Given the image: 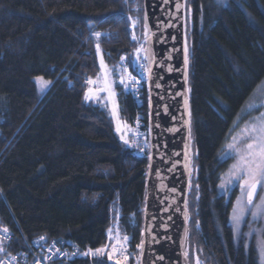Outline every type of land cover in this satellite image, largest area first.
I'll use <instances>...</instances> for the list:
<instances>
[{"label": "trees", "instance_id": "obj_1", "mask_svg": "<svg viewBox=\"0 0 264 264\" xmlns=\"http://www.w3.org/2000/svg\"><path fill=\"white\" fill-rule=\"evenodd\" d=\"M129 17L138 21L136 40ZM185 22L194 144L188 264H259L253 245L234 244L230 216L239 184L219 185L235 159L226 147L232 121L264 79V0H185ZM141 39L142 0H0V225L14 238L45 235L86 251L110 242L116 223L129 237L128 263L138 264L149 150L146 83L142 105L115 85L129 142L136 113L145 117L143 152L120 142L118 116L108 106L83 97L84 79H96L101 58L113 73L138 76V63L146 68L143 52L135 60ZM37 76L51 81L43 92ZM256 193L258 202L264 187ZM250 218L247 212L241 225ZM82 261L112 264L106 255Z\"/></svg>", "mask_w": 264, "mask_h": 264}, {"label": "water", "instance_id": "obj_2", "mask_svg": "<svg viewBox=\"0 0 264 264\" xmlns=\"http://www.w3.org/2000/svg\"><path fill=\"white\" fill-rule=\"evenodd\" d=\"M145 22L150 33L144 40L146 68H151L145 78L149 150L138 264H188L192 150L185 0H142L143 38Z\"/></svg>", "mask_w": 264, "mask_h": 264}, {"label": "snow or ice", "instance_id": "obj_3", "mask_svg": "<svg viewBox=\"0 0 264 264\" xmlns=\"http://www.w3.org/2000/svg\"><path fill=\"white\" fill-rule=\"evenodd\" d=\"M182 7V5L177 4V9ZM131 23L133 27L138 23L137 20L132 19ZM93 36L101 37L103 34L100 32H93ZM133 40H136L135 32H133L132 36ZM150 39V33L148 29V25L145 22L144 24V40L147 41ZM96 51L99 54L101 52L100 44H96ZM136 53L139 54L141 52H145L144 59L148 60L149 56L147 54V50L143 47L137 48ZM185 57H184V71L185 76L187 75V65H188V50L187 46L184 49ZM121 61L125 60L126 57H120ZM139 59V55L137 56ZM100 67L101 72L97 75L96 79L92 77H88L85 81L88 85H98L102 84V87L92 88L89 87L84 92V100L85 102L88 101H98V97L100 93H106V101L102 103H109L113 107V116L117 115L118 111V103L115 100L117 93L114 91L113 85L115 81H111L109 79L113 69H109L108 66L105 64L104 60L101 58L100 60ZM140 67L144 68V65H140ZM171 70V69H170ZM124 73H127V69L122 70ZM144 71L149 74L151 77V68H144ZM39 89L41 92L51 83L49 80H45L42 76L35 77ZM138 83L136 77L132 76L130 73L127 75H121L119 79V84L124 85L125 89L129 88L130 86L135 88L136 84ZM159 86V85H157ZM257 95H264V89H257ZM99 102V101H98ZM187 103V101H185ZM258 108H264V101H260L257 99L256 95L252 97L249 103L242 109V114H247L251 110H257ZM187 123V121H186ZM119 127L117 131H119ZM124 140V143L129 147H136V143L133 141L129 144V141L121 137ZM227 149L229 150L230 154L234 156V163L229 166V169L221 174V183L219 185L221 190L226 189L229 185L234 183H238L241 189V195L237 197V200L233 206L232 214L230 216L231 222L234 226V231H238L242 220L245 217L247 212H251V216L253 219H258L264 217V197H261L260 200L257 202L254 200V195L257 190L261 187H264V112H259L257 116L252 117L249 121L245 123L243 128L241 129L240 133L232 137L230 143L226 145ZM141 152L144 151L143 148L140 149ZM221 155H224L223 153ZM151 160V156H149ZM187 160V154L185 156ZM185 167H188L186 164ZM246 193V199H245ZM187 218V217H186ZM109 240L112 245V251L108 252L107 246L97 248V249H87L83 253L74 252L71 253L72 256L82 255L85 257H103L105 253L108 254V259L112 260L114 256L121 255L122 250L126 253V249H124V244H126L129 240V237L125 235L123 239V243L121 242V238L119 237V232L117 231V235L115 240L112 238V230L109 229ZM3 232L7 234L9 229L5 226L3 227ZM251 232V228H250ZM39 239L43 240L44 237H40ZM143 244L141 241L140 245H137L140 248ZM258 248L262 254H264V239L258 241ZM0 251H4L3 247L0 246ZM16 257H12V260H15ZM46 260L51 259V257L45 256ZM128 257L125 254L123 257V261L117 259L115 264H124L127 261ZM0 264H3V261H0ZM37 264L39 262L37 261ZM102 264V261L99 262ZM197 264L199 262L197 261Z\"/></svg>", "mask_w": 264, "mask_h": 264}, {"label": "built area", "instance_id": "obj_4", "mask_svg": "<svg viewBox=\"0 0 264 264\" xmlns=\"http://www.w3.org/2000/svg\"><path fill=\"white\" fill-rule=\"evenodd\" d=\"M138 64H139V74L138 76H134L136 77L138 83L136 84L135 88L130 86L129 88L125 89V91L130 94V96L136 101L137 104L142 105L140 90L142 83L146 82L145 79L146 72L144 71L145 67L142 68L140 67V65L142 64L140 63ZM125 75L127 74L125 73ZM87 78L88 77H85L84 82L87 80ZM144 123H145V117L143 116L142 111L136 113L132 127V136L129 142V144H131L133 141L136 143V147H129L132 150L140 151V149L144 147V144L142 142L144 138V130H142L141 128L144 125ZM147 124H148V119H147ZM0 195L3 196L1 189H0ZM42 236L44 237V239L43 240L39 239ZM0 246H2L4 249V251H0V261H3V264H37V261L39 262V264H85L84 261H82L85 256L71 255V253L74 252H79V253L85 252L82 251L76 245H66L61 240L50 239L45 235H39L32 239H28L21 233V238L16 239L13 237V235L10 232L5 234L3 232V227L1 225H0ZM105 246H107L108 251L110 250L112 251L111 243L107 242ZM124 249H126L125 245H124ZM125 254L129 259L128 256L129 254L126 249V253H124L122 250L121 255L114 256L113 260L116 261L117 259H120L123 261V257ZM105 255L107 257L108 262L112 263V261L108 259V254L105 253ZM45 256L51 257V259L46 260ZM12 257H16V259L12 260ZM88 258L90 259L92 257L89 256ZM128 259L127 261L124 262V264H129Z\"/></svg>", "mask_w": 264, "mask_h": 264}, {"label": "rangeland", "instance_id": "obj_5", "mask_svg": "<svg viewBox=\"0 0 264 264\" xmlns=\"http://www.w3.org/2000/svg\"><path fill=\"white\" fill-rule=\"evenodd\" d=\"M134 19V18H133ZM135 20V19H134ZM130 25H131V28H132V36H133V32H135V35H136V29L137 28L136 26H138V23L133 27L132 23H131V20H130ZM137 38V36H136ZM144 38L139 40V45L137 48H140L143 46L144 44ZM134 54H135V60L136 62H139L140 60L137 59V56L140 54H137L136 51H134ZM118 75V76H117ZM109 79L111 81H115L114 85H113V88H114V91L116 92L115 90V85L116 84H119V79H120V75H119V72L118 70L116 69L115 70V73H111ZM37 82V81H36ZM89 87H92V88H97V87H102V84H98V85H89ZM257 89H264V79L254 88V90L252 91V93L250 94V96L248 97V99L246 100V102L244 103V105L240 108L238 114L235 116L234 120L232 121V124H231V128H230V131L228 132V135H230L231 139L233 136L237 135L238 133H240L241 129L243 128V126L245 125V123L247 121H249L252 117L254 116H257L259 114V112H264V108H258V112L254 115H249V113H252L256 110H251L249 111L247 114H242V109L246 106L247 103L250 102V100L252 99V97L254 95H256L257 99L260 100V101H264V95H257ZM116 98V97H115ZM99 101V102H98ZM98 101H96L98 104H100L102 107L106 108L108 106V108L110 109V111L113 113V107L111 104L109 103H102L103 101H106V93H100L99 97H98ZM113 115V114H112ZM117 118H118V123H119V126H120V129H121V132L118 133V138L120 140V142L126 146V144L124 143V140L121 139L122 136H124L125 139H127V130L129 129L128 127V123L123 120L120 115H119V108H118V111H117ZM245 116V117H244ZM114 117V116H113ZM239 126H236L238 125ZM191 147H192V150L194 149V144L192 143L191 144ZM241 191V190H240ZM241 194V192H240ZM257 194V193H256ZM255 194V197H254V200L256 199V195ZM261 195V194H259ZM260 197V196H259ZM261 197H264V193L261 195ZM260 197V198H261ZM245 199H246V193H245ZM249 215H250V219H249V224H251L252 226H255V225H258L260 224V228H258L257 230V234H256V249H257V252H258V262L259 264H264V254L261 253V251L259 250L258 248V241L264 239V217H261V218H258V219H253L252 216H251V212L249 211ZM240 226H242L240 224ZM240 228V227H239ZM112 230V238L113 240H115L116 238V235H117V231L119 232V237L121 238V242L123 243V237L126 235L125 232L122 230V227L120 224H116L114 223L111 228ZM234 231V230H233ZM239 231V230H238ZM238 231H234V233H237ZM108 238H109V231H108ZM110 243V242H108ZM108 252H111L108 251ZM186 254V253H185ZM184 254V255H185ZM112 264H115V261L112 259Z\"/></svg>", "mask_w": 264, "mask_h": 264}, {"label": "flooded vegetation", "instance_id": "obj_6", "mask_svg": "<svg viewBox=\"0 0 264 264\" xmlns=\"http://www.w3.org/2000/svg\"><path fill=\"white\" fill-rule=\"evenodd\" d=\"M250 228H251V232H250ZM258 228H260V224L252 226L251 224H249V222L246 220L245 223L240 226L239 231L237 233H234L233 231V240H234V244L236 246L240 245L241 243V239L244 240V246L245 248H247L249 245H253L254 249L256 251L257 257H258V252L256 249V234H257V230Z\"/></svg>", "mask_w": 264, "mask_h": 264}]
</instances>
